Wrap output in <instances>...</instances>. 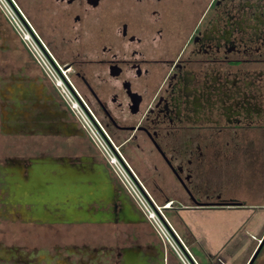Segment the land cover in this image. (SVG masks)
<instances>
[{"label":"flooded vegetation","instance_id":"obj_1","mask_svg":"<svg viewBox=\"0 0 264 264\" xmlns=\"http://www.w3.org/2000/svg\"><path fill=\"white\" fill-rule=\"evenodd\" d=\"M8 2L30 43L0 9V264H180L58 86L187 246L176 223L208 207L207 170L224 153L211 136L241 114L228 69L247 53L230 39L243 1Z\"/></svg>","mask_w":264,"mask_h":264},{"label":"rangeland","instance_id":"obj_2","mask_svg":"<svg viewBox=\"0 0 264 264\" xmlns=\"http://www.w3.org/2000/svg\"><path fill=\"white\" fill-rule=\"evenodd\" d=\"M242 1L243 7L239 9V14L230 19L231 22L235 19L239 21L236 25L238 30H233L230 39L234 40L236 46L247 49V53H244L238 66L228 69L229 79L242 81L239 96L234 98L241 114L230 117L219 137L211 136L216 141L218 150L222 146L220 150L224 153L216 154L214 163L207 171L213 196L218 194L220 198H224L228 202L224 206L242 209L247 207L251 211V216L245 218L247 221L244 223V230L249 229L253 239L246 245L243 253L236 257V260L247 264L264 235V44L261 39L254 40V29H260L264 18L261 16L254 22L256 0ZM231 14L234 15L228 12V16ZM220 25L218 22L217 26ZM229 29L230 25L227 26V30ZM16 180H23L22 175L16 174ZM237 239L238 237L236 244L239 243ZM215 257L216 255L211 258L209 264L218 261L219 256ZM252 264H264V242Z\"/></svg>","mask_w":264,"mask_h":264},{"label":"crops","instance_id":"obj_3","mask_svg":"<svg viewBox=\"0 0 264 264\" xmlns=\"http://www.w3.org/2000/svg\"><path fill=\"white\" fill-rule=\"evenodd\" d=\"M98 172L101 174V180H111L101 169ZM207 181L206 194L210 195L208 207L181 212L187 228L176 223L177 229L183 233L188 243L187 247L199 264H209L215 255L227 264H243L236 260V257L243 253L246 245L253 239L251 231L244 230L246 228L244 223L247 221L245 218L251 216V211L247 207L244 210L216 203L220 196L211 194L210 181ZM236 237L239 240L237 244ZM215 264L221 263L218 260Z\"/></svg>","mask_w":264,"mask_h":264},{"label":"built area","instance_id":"obj_4","mask_svg":"<svg viewBox=\"0 0 264 264\" xmlns=\"http://www.w3.org/2000/svg\"><path fill=\"white\" fill-rule=\"evenodd\" d=\"M0 9L4 13L9 23H11L16 28L21 39L24 41V43L26 45H29L30 39L28 37L27 30L20 27L17 21V17L15 15V12L11 4L8 2V0H0ZM58 89H59V93L65 99L70 110L77 117L82 127L84 128L86 133L89 135V137L92 139L94 144L98 147L99 152L104 157V159L107 161L112 171L115 173V175L120 180L122 185L131 195V197L136 202L138 207L142 210L148 222L154 228V231L158 235V237L173 251V253L175 254L180 264H199L194 258V256L192 255L189 248L186 246V244L183 243V241L180 239L178 234L173 230L171 225L168 223V225L170 226L172 231H174V234L177 236V238L179 239L182 245H179V243L175 241L173 234H171L167 230V228H165L163 221L161 220V217H160L161 215L164 218V220L167 221V219L163 216L161 212L162 205L155 203L151 199L149 193L145 190V188L143 189L146 192V195H148V197L150 198V200L140 191L139 186L136 184L135 180H132L129 173L120 165V163L117 160L116 155L102 141L100 135L95 130V127L93 126V124H91V122L86 118V116L77 107L76 102L73 99H71L68 91L62 86H58ZM151 201L153 205H151ZM157 212L159 214H157ZM220 263L227 264L221 260H220Z\"/></svg>","mask_w":264,"mask_h":264},{"label":"water","instance_id":"obj_5","mask_svg":"<svg viewBox=\"0 0 264 264\" xmlns=\"http://www.w3.org/2000/svg\"><path fill=\"white\" fill-rule=\"evenodd\" d=\"M263 242H264V235H263L262 238L260 239V241H259L257 247L255 248L254 252L252 253L251 257L249 258L247 264H252V263H253V261H254V259L256 258V256H257V254H258V252H259V250H260V248H261Z\"/></svg>","mask_w":264,"mask_h":264}]
</instances>
